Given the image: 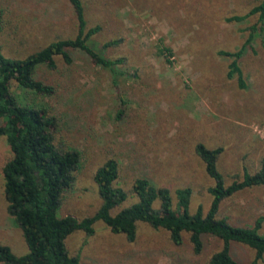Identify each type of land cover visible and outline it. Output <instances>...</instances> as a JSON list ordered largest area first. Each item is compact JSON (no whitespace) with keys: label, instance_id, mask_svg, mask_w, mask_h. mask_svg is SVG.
I'll list each match as a JSON object with an SVG mask.
<instances>
[{"label":"rangeland","instance_id":"obj_1","mask_svg":"<svg viewBox=\"0 0 264 264\" xmlns=\"http://www.w3.org/2000/svg\"><path fill=\"white\" fill-rule=\"evenodd\" d=\"M81 1L87 26H101L92 45L110 58H124L119 65L124 73L114 84L110 71L75 49L70 50L73 64L58 57L56 69L44 65L37 70L38 78L56 87V94L43 98L44 103L82 154L77 180L64 196L60 216L80 219L97 211L102 200L94 173L110 157L119 161L118 185L127 191L138 177L168 185L173 192L191 186L193 212L199 205L208 210L209 187L214 184L195 151L198 142L224 147L218 167L226 184L242 179L245 170L260 169L264 44L257 37L241 60L246 88L236 77L228 78L230 59L218 52L239 48L258 19L254 15L229 22L227 17L245 14L263 0ZM0 15V43L6 55L14 57L74 38L79 30L71 0H0ZM112 39L120 43L104 48ZM3 120L0 117V125ZM11 157L6 136H0V242L23 255L29 249L4 195L3 167ZM136 199L130 194L126 204ZM219 216L234 225H253L264 217V185L224 200ZM95 229L93 235L77 231L66 239L82 264H209L222 244L216 237H206L205 250L197 255L188 233L184 243L176 245L166 230L144 222L134 242L113 233L102 221L95 223ZM232 252L244 264L255 256L254 249L241 243L233 242Z\"/></svg>","mask_w":264,"mask_h":264},{"label":"trees","instance_id":"obj_2","mask_svg":"<svg viewBox=\"0 0 264 264\" xmlns=\"http://www.w3.org/2000/svg\"><path fill=\"white\" fill-rule=\"evenodd\" d=\"M71 2L78 20L76 37L52 41L25 57L6 55L0 43V117L4 119L0 136H6L12 152L3 167L4 195L8 211L20 226L29 249L18 255L9 245L0 242V264H82L80 255L69 250L66 239L77 231L93 235L97 221L104 222L113 233L125 235L130 242L136 240L142 222L166 230L176 245H182L184 234L188 233L197 255L204 252L206 237H216L221 240V248L212 253L209 264H244L233 255L232 243L245 244L255 251L250 264H264V217H259L251 226H240L229 222L226 216H219L224 200L246 188L264 185V156L258 171L245 170L242 179L226 184L218 167L223 146L208 147L198 142L195 147L208 175L214 180L209 187L212 201L207 211L202 205L195 212L191 210V186L173 192L168 185L138 177L127 191L118 185L120 163L110 157L94 173L102 200L97 211L80 219L58 214L65 194L77 180L82 154L66 139L59 118L44 103L43 98L56 94V87L38 78L37 70L44 65L56 69L58 57L73 64L70 50L75 49L85 52L95 64L110 71L114 84L124 73L119 70L124 58H110L91 43L101 26L88 27L82 1ZM254 15L258 17L257 22L249 27L250 32L242 45L218 52L230 59L227 76L236 77L241 88L247 87L242 58L257 37L264 44V0L245 14L227 17L229 22H243ZM2 24L0 15V28ZM119 43V39H112L103 47ZM164 48L172 53L168 47ZM130 194L137 199L126 204ZM116 209L118 211L114 213Z\"/></svg>","mask_w":264,"mask_h":264}]
</instances>
